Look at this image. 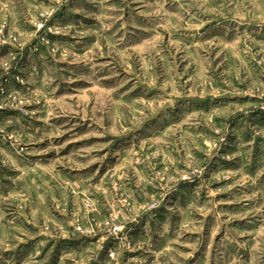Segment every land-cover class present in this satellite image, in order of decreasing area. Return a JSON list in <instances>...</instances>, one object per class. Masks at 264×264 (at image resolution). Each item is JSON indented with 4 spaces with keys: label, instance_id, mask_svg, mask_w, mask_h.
<instances>
[{
    "label": "rangeland",
    "instance_id": "rangeland-1",
    "mask_svg": "<svg viewBox=\"0 0 264 264\" xmlns=\"http://www.w3.org/2000/svg\"><path fill=\"white\" fill-rule=\"evenodd\" d=\"M0 264H264V0H0Z\"/></svg>",
    "mask_w": 264,
    "mask_h": 264
}]
</instances>
